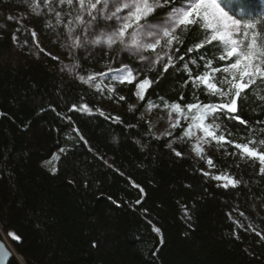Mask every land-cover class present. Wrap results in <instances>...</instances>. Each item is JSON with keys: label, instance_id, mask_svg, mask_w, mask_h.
Wrapping results in <instances>:
<instances>
[{"label": "trees", "instance_id": "1", "mask_svg": "<svg viewBox=\"0 0 264 264\" xmlns=\"http://www.w3.org/2000/svg\"><path fill=\"white\" fill-rule=\"evenodd\" d=\"M230 3L253 15L264 10V0ZM7 16L29 30L16 32L18 43L12 34L20 25ZM0 25V232L21 257L13 256L9 264H264V241L256 234L264 235V174L258 162L212 144L206 155L213 171L241 181L234 189L222 188L202 174L203 160L174 140L184 128L156 137L144 116L149 101L160 107L209 102L202 88L185 83L189 75L183 64L189 62L194 77L204 71L200 55L212 59L213 67L227 63L211 51L215 42L186 54L202 39L190 30L173 53L174 66L164 72L160 64L142 68L119 47L70 49L64 27L48 28L23 0H0ZM117 60L135 72L140 68L138 80L154 82L144 100L134 95V83L117 84L109 92L80 81L81 75L87 79L120 67ZM245 92L248 102L238 101L240 114L255 128L264 121L259 99L264 85L257 82ZM84 104L92 112L70 110ZM217 123L247 135V126L237 132L223 117ZM53 158L55 171L44 165ZM10 232L21 239H12Z\"/></svg>", "mask_w": 264, "mask_h": 264}, {"label": "snow or ice", "instance_id": "2", "mask_svg": "<svg viewBox=\"0 0 264 264\" xmlns=\"http://www.w3.org/2000/svg\"><path fill=\"white\" fill-rule=\"evenodd\" d=\"M23 3L31 14L46 19L48 28L63 26L70 49L86 51L89 47H98L103 52L105 48L110 51L119 47L145 69H153L160 64L163 71L167 72L170 66H174L173 53L180 51L183 36L190 30L198 32L202 39L188 47L186 54L215 42L211 51L219 52L216 59L227 63L213 67L212 59L206 60L204 55H200L204 71L194 77L191 75L189 62L183 64V70L189 75V80L185 83L190 81L193 89L202 88L209 97V102L199 101L194 92L195 103L182 106L178 102H165L164 107L170 109V117L172 112L177 113L171 126H180L181 118L189 121L180 139L194 140L192 150L209 167L214 166L213 160L205 157L203 145L215 142L216 147L224 148L226 152V146L232 147L235 151L231 155L238 153L242 159L258 162L259 172L264 174V121L258 122V126L254 128L248 120L242 118L241 108L238 106V101L248 102L245 90L257 82L264 85V10L255 15L247 12L243 6L234 10L230 0H23ZM49 16L52 19H47ZM6 19L20 25L12 34L13 42L18 43L16 32L29 30L15 16H7ZM30 35L35 38L37 33L32 29ZM27 42L24 40L23 43ZM69 55H72L71 51ZM178 59L183 61L184 56ZM117 62L121 65L119 68L109 66L107 72L92 73L87 79L81 75L79 79L87 84H91L97 77L114 79L121 84L134 83V95L144 100L145 93L154 82L148 78L138 80L140 68L134 74L129 65L120 60ZM190 63L200 67L196 59H192ZM78 66L77 61L74 67ZM68 67L65 65V68ZM95 87L99 91L102 84L98 83ZM108 91L112 92L114 89L109 88ZM119 99L123 100L124 97ZM180 99L183 100V96ZM259 99L264 101V97ZM147 107L151 109L154 105L149 101ZM70 110L92 112L87 104L79 108L73 105ZM220 117L237 128V132L239 126H247L246 137L233 133L227 124L221 129V125L217 123ZM115 119L119 120V117ZM165 135L170 136L171 133ZM258 136L261 138L257 139ZM80 139L83 140V137ZM168 147L171 148V144ZM173 151L176 156H181L180 152ZM201 172L204 176L210 175L203 170ZM211 178L221 182L219 186L225 189H234L241 183L224 173ZM136 187L139 188V185ZM140 191L143 192V189ZM137 203L140 201L137 200ZM235 223L244 227L238 221ZM249 229L256 232L251 225ZM154 231L159 233L160 229L154 228ZM256 234L264 241V235L258 232ZM9 235L16 241L21 239L15 233L10 232ZM9 255L11 254L6 247L0 243V264H6V257Z\"/></svg>", "mask_w": 264, "mask_h": 264}, {"label": "rangeland", "instance_id": "3", "mask_svg": "<svg viewBox=\"0 0 264 264\" xmlns=\"http://www.w3.org/2000/svg\"><path fill=\"white\" fill-rule=\"evenodd\" d=\"M120 50V49H119ZM121 52V51H120ZM121 53H126V52H121ZM127 54V53H126ZM113 68V67H112ZM115 68H119V67H114ZM132 68V67H131ZM108 69V68H107ZM107 69H105L103 72H107ZM134 74H136L135 70L132 68ZM98 83H101L102 84V88L101 90H108L109 88L111 89H114L116 88V85L117 84H121L119 83L118 81L114 80V79H108L106 77H97L92 83L91 85H93L95 87L96 84ZM96 88V87H95ZM139 99V98H138ZM140 100V99H139ZM154 105V104H153ZM98 109L103 112V111H106L104 109V107H102L101 105L98 106ZM169 112H170V109L169 108H165V107H160V106H157V105H154V107H152L151 109H148L147 108V111L144 113V116H145V119H146V122L149 126V129L150 131L152 132V134L156 137H170L174 131L177 129V128H186L187 127V123L189 121H186L184 120L183 118H181V123H180V126L176 127V128H172V124L175 122L176 118H177V113L175 112H172L171 113V117L169 115ZM171 133V135H165L166 133ZM199 134V133H198ZM182 136V135H181ZM177 137L175 138L174 140L180 142V140H182V143L186 146L185 148V151L187 152H193L195 153L193 150H192V144L195 142L194 140L193 141H190L191 142V145L189 146L187 141L188 140H183V139H180V137ZM181 143V142H180ZM212 144H215V142H212L210 144H205L203 145L204 149H205V157H209L208 155H206L207 151L209 150L210 146ZM200 157V156H199ZM201 158V157H200ZM211 158V157H210ZM54 160L55 158L49 160V161H46L44 162V165L47 166L48 168L50 169H54ZM204 164H205V172L206 173H209L210 176H215V175H218V174H221V173H224V174H227V175H230V176H233L232 174H230L229 172H214V167H209L205 160L202 159ZM234 177V176H233ZM221 183V182H219ZM183 219L188 222V223H191L189 217L187 216L186 212L183 213ZM2 236L4 237V239L6 240V242L9 244V240H8V237L2 233ZM18 258L21 259L20 256L16 255Z\"/></svg>", "mask_w": 264, "mask_h": 264}, {"label": "water", "instance_id": "4", "mask_svg": "<svg viewBox=\"0 0 264 264\" xmlns=\"http://www.w3.org/2000/svg\"><path fill=\"white\" fill-rule=\"evenodd\" d=\"M0 243H2L6 249L8 250V252L11 254L8 257H6V264H9L12 257L16 256L15 253L12 251L11 247L9 246V244L6 242V240L4 239V237L2 236L1 232H0Z\"/></svg>", "mask_w": 264, "mask_h": 264}]
</instances>
